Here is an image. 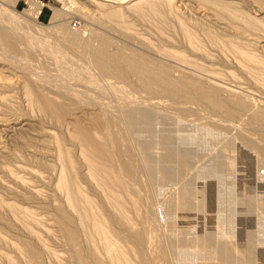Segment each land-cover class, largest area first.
Segmentation results:
<instances>
[{"label": "rangeland", "instance_id": "rangeland-1", "mask_svg": "<svg viewBox=\"0 0 264 264\" xmlns=\"http://www.w3.org/2000/svg\"><path fill=\"white\" fill-rule=\"evenodd\" d=\"M131 1L1 0L0 264H35L26 252V243L41 254L42 264H76L63 229L68 226L80 230L82 224L71 216L66 194L58 190L62 164L57 142L72 154L77 164L72 173H79L78 186L83 193L100 208L105 206L99 184L94 185L87 177L81 160L82 145L76 139L78 124L89 134L100 136L104 143L110 139L108 131L123 136L120 150L111 148L109 161L129 183L126 209L136 228L145 230V234L148 230L144 253L151 264H205L210 258H218L221 264H238L226 259L228 245L211 236L214 225L205 222L194 228L191 224L197 211L194 195L200 191L210 197L222 225L224 221L232 230L235 227L239 235L249 227L250 235L245 236H252L253 250L264 255V156L260 153L264 149V122H257L245 111L230 116L198 100L154 93L136 77L125 81L102 73L87 59L86 45L71 38L81 37L93 48L100 45L99 38H105L110 54L144 56L157 67H167L171 77L195 79L211 91L217 86V98L228 105L232 98H245L254 107L264 109V67L259 70L262 75L256 72L253 76V70L240 66L234 55L223 53L207 41L203 42L206 55L195 52L173 16L167 18H172L169 26L152 23L131 12ZM214 1L231 4L251 18L262 20L264 29V0ZM174 4L186 24L199 31L202 41L206 37L196 29L197 24L212 29L221 38L251 44L249 49L264 62V30L242 29L240 22L221 19L217 10L203 0H176ZM117 7L124 16L110 21L105 12ZM15 38L24 43L19 52ZM175 53L183 54L185 62L175 59ZM27 82L42 87L41 93L46 91L54 99L65 98L63 102L71 108L68 115L58 121L37 108L25 94ZM125 111L136 116L132 114L129 119ZM161 143L182 159H178L181 166L162 161ZM180 146L187 150H178ZM121 156L133 165L130 175L121 169ZM148 179L165 183L164 199L178 208L175 223L164 218V200L150 189ZM183 200L187 206H183ZM62 208L71 221L61 217ZM197 234L207 236L212 252L207 247L201 250L194 239ZM81 246L86 253L88 244L82 240ZM99 256L106 263L102 251Z\"/></svg>", "mask_w": 264, "mask_h": 264}, {"label": "bare ground", "instance_id": "bare-ground-1", "mask_svg": "<svg viewBox=\"0 0 264 264\" xmlns=\"http://www.w3.org/2000/svg\"><path fill=\"white\" fill-rule=\"evenodd\" d=\"M174 2L176 3V0H137V1L133 0L130 3L131 6L129 5L130 6L129 9L132 10L131 11L132 13L134 12V14H136V15L144 18V19L146 18L150 22L157 23V24L161 23V24L166 25V24H168V22H171L170 20L172 19V18L171 19L169 18L170 20L167 21L168 16H170V17L173 16L176 20H178L177 22L180 23L178 25H181L183 37L189 41V43L191 45L190 46L191 50L193 49L195 52L198 51L202 55H206L207 50L204 47L203 42L207 41L211 46H213L217 49H220L222 52L224 51L223 53L228 52V53L234 55L236 58V61H238L240 66L247 68V70L249 69L250 72L253 70V72H251V74L253 73L252 74L253 76L256 74V72L260 73L263 71L262 68L264 67V62L259 57V55H256V53L253 52L252 49H249L252 47L251 44H250V46H251L250 47L248 45V43L246 44V43H243L240 41L238 43L236 40L234 41V39H230L229 37H227L228 39L227 38H225V39L221 38L218 35V33L213 31L212 29L204 27L201 24L200 25L197 24V27L196 26H194V27H196V29L200 30L201 34L204 33L205 37H206V40L202 41L198 37L199 31L197 32V30H194L195 28L194 29L190 28L191 26H188L189 24L187 25L186 21L180 17L181 16V15H179L180 13L177 12L178 9L175 10L176 4H174ZM203 2L207 3L209 6H211V8L213 7L214 9H216L217 14L218 13L220 14L221 19L229 20V22L230 21H232V22L235 21L237 23L240 22L239 24H243L244 28L241 27L242 29H246V30L252 29L253 31L254 30L257 31L258 29H260L261 31L264 30V29H262V27H263V21L262 20L251 18L250 16H248L247 14L242 12L240 9L235 8L231 4L223 3L220 1H214V0H203ZM1 3H3V2H1V0H0V4ZM33 3L36 4L37 6L41 7L38 3L32 2V5H34ZM102 6H104V4H102ZM104 8H106V7H104ZM118 8L119 7H117L116 9L112 8L113 10L110 9L111 11L105 12V16L107 17V19H109L110 21L111 20L112 21L113 20L118 21L120 18H122L124 16V14L121 13L123 8L122 7H121L122 9H118ZM129 9H128V11H130ZM107 10H109V9H107ZM175 19H173L172 22ZM166 26H169V24ZM126 29L130 30V27H128ZM234 29H236V28H234ZM260 30H258V31H260ZM14 40L16 42V50L19 52L20 48L23 46L24 43H23V41H20L18 38H15ZM99 40H100V45L97 48H93L92 45H90L88 41L82 40L81 37L73 36L71 38V41H73V42L86 45L85 54H86L87 59L93 64V66L96 70H98L102 73L108 74L110 76H114L116 78H119V79H122L125 81H128L129 77H136L140 80L142 86L145 89H148L154 93L173 95V96H182V97H184L188 100H191V101L198 100V101H201V102L207 104L211 109L224 112L225 114L230 115V116L234 115L236 112L245 111L247 113H250L252 118H254V120H256L257 122H264V109H259V108L254 107L253 104L251 103V101H249L245 98H238L237 99L236 97H234V100L235 99H237V100L232 101L233 100V98H232L231 103H229L230 105L226 104L225 102L222 103L221 100H219L216 96V90H218V89L215 90V88L217 86H215V88L213 89L214 91H211V90L206 89L207 86L204 85L206 87L205 88L203 85L200 84L201 82L198 83L195 79L185 81V80H181L178 78L176 79L174 77H171L170 73H168L169 70H166V69H168L167 67L166 68L157 67V66L153 65V63L149 60V58L144 57V56H140V57L139 56H133V55L131 56V55H126L123 52L110 54L107 50V46H108L109 41L105 38H99ZM7 45L10 46L8 44V42H7ZM246 45H248L249 47ZM12 49L15 51L14 47ZM174 56H175V59H178L179 61L185 62L183 54L175 53ZM7 61H9V60H7ZM190 63H192V62H190ZM245 68H243V69L245 70ZM254 70H255V72H254ZM259 70H262V71H259ZM263 73H264V71H263ZM260 75H262V74L260 73ZM35 77L36 76H34V78ZM258 77H257V79H258ZM212 85H214V84H212ZM24 87H25L24 88L25 94L30 98V100L37 106V108L42 110V112L46 113V115L48 114V116L50 118L55 117L59 121L63 117L68 115L71 108L69 107V105L64 103L65 98H63V101H64L63 102V101L52 98V96L51 95L49 96L46 91H44V93H41V92H43V88L39 87L38 85H36L35 83H32V82L25 83ZM218 92H219V90H218ZM232 94H234V93H232ZM233 102H234V104H232ZM125 112L127 114V111H125ZM132 114L130 116H132ZM133 115H135V114H133ZM127 116H126L127 118L130 117L128 114H127ZM132 118H134V116ZM132 118H131V120H132ZM152 123H154V121ZM56 125H58V124H56ZM135 126H137V125H135ZM139 126L140 125H138L137 129L140 128ZM144 127H142V128L144 129ZM164 128H162V129H164ZM76 129H77L76 139L82 145L81 160L87 169L86 170L88 172L87 177L91 180V182L94 185L99 184L100 191L102 193L103 199L105 200L104 201L105 206H104V208H100L95 200L91 199L90 197L86 196L83 193L81 188L78 186L79 183H78L77 177H79L78 176L79 173H76V174L72 173L76 170V167H77L76 162L73 160L72 154L69 153V151H67V149H65L61 144H59L57 142L58 151H59L58 160L62 164L58 190H60L62 193L66 194L67 205L73 213V215L70 213L71 216L76 221H78L82 224V229L80 228V230H79V228H78V230H76L75 228L68 227V226L64 227V229H63L64 235H65L67 242H68V245L70 246V249L72 251V257H73L74 261L76 262V264H106V263L107 264H151V260H149L145 256V253H144L145 243L146 244L148 243L147 242L148 230L146 231V234H147L146 235L145 230H140V229L136 228V225L133 223L132 218L130 216V213L126 209V206L128 205V203L126 202L127 201L126 198H128L127 196L129 195L128 193L130 192L129 183L124 179L125 177H124V174L122 172H120L121 170L120 171L116 170L112 165H110V161H109V159H111L110 157L112 154V152L110 153L111 148L112 149L114 148V149L119 151L120 148L122 147L123 136H119V133H116L114 135L108 131V137L110 139H108L106 141V143H104L100 136H98L96 134H94V135L89 134V132L82 125L78 124L76 126ZM120 130H122V129H120ZM145 131H147V129L144 130V132ZM166 131H167V129H166ZM155 132L156 131H154V135H156ZM159 132L161 133V131H159ZM148 134H150V133H148ZM167 135L170 136L169 132ZM168 136H166V137H168ZM167 141H168V139L166 140V142ZM171 144H172V142H171ZM176 144H177V142H176ZM164 145H165V143H164ZM164 145H162V143L159 145V147L161 149V156L164 159L162 161H165V162L167 161L169 163H174V164L179 165L180 163L178 162V159H180V160H182V159L179 158L178 156H177L178 157L177 158L176 157L177 154L171 152V150H169L170 148L168 149ZM167 146H169V145H167ZM181 146L179 147L178 150H180V148H182ZM170 147H172V146H170ZM173 147H175V144ZM184 148H182V149H184ZM258 149H260V148H258ZM173 150H175V149H173ZM260 153H261V155L263 154V156H264V149H263V151L260 150ZM125 154H126V152H125ZM208 155H210V154H208ZM123 156H124V154H123ZM123 156H121V161H122L121 169L126 175H130L132 172L133 165L131 167V163H128L127 159H126L127 161L125 162V160H124L125 158ZM152 157H154V156H152ZM185 157L186 156H184V160L186 159ZM155 160H154V162H155ZM190 160L191 159H189L187 161H190ZM162 161H161V163H162ZM220 163H222V162H220ZM181 165L182 164H180V166ZM186 166H188V165H186ZM193 173H195V172H193ZM210 173H211V170H210ZM208 174L209 173H207V175ZM161 175H162V177L164 176L163 174H161ZM207 175L204 177H207ZM168 176H169V174H168ZM213 176H211V177H213ZM209 177L210 176H208V178ZM171 178H172V176H171ZM210 179L212 180V178H210ZM211 180H210V182H211ZM159 181H156V180L153 181L152 179L149 180V185L151 186L150 189L153 192L160 194L161 198H162L161 200H164L162 205H161L162 210H163L162 214L164 215V218L171 220L175 223L177 221V220H175V216H176L175 211L178 208L176 205L171 206L168 203V201H166L164 199L165 194L163 193L164 190H162V187L165 185V183L159 182ZM163 181H165V180H163ZM206 184L208 185V182H206ZM198 191H200V190H198ZM175 192H177V190H175ZM168 193H170V192H168ZM178 194H179V191H178ZM217 194H218V192H217ZM129 197H130V195H129ZM208 197L209 196L206 193L205 194L201 193V191H200V193L198 192L196 195H194V198H195V201L197 204V211L192 218L193 220H191L192 221L191 224L194 226V228L199 226L200 223H205V222L211 223L212 225H214L215 232H213L211 236L214 239H216L218 242H220V243L225 242L228 245V249L225 250L226 259L233 261L235 263H238V264H261L262 261L264 264V255L262 253L259 254L258 251L253 250L254 245L252 244L253 243L252 242V236H250L251 238L245 236L248 233L249 227H248L247 232L244 229V231L246 233H243L241 231L244 234V236H243L242 233H240V235H239V233H237L236 230H234V228H235L234 226H237V225H234L233 226L234 228L232 230V228H229L230 225L228 227L227 224L225 225L224 221L221 220L223 222V225H222L219 222L220 220L218 219V216H217L218 214L216 213V210L214 209L215 205L213 206V204H212L213 202L211 203V201L209 199L210 197L209 198ZM82 202H83V204H82ZM181 202H183L185 204L183 206H187V203L184 200ZM96 204H97V206H96ZM185 208H187V207H184V211L187 210V209L185 210ZM232 210H234V209H232ZM229 212H231V211H229ZM59 213H60L62 218H67L69 221L72 220V217L65 212V209H63V208L60 209ZM222 213H223V211H222ZM226 214H228V213H226ZM223 215H225V214H223ZM237 219H240V218H237ZM235 220H236V217H235ZM87 222H90L91 225L90 226L87 225ZM226 223H227V221H226ZM231 223L232 222H229V224H231ZM234 223H235V221H234ZM151 225H153V224H151ZM250 225H252V224H250ZM113 226L115 228H113ZM226 226H227V228H226ZM251 227H254V225ZM121 228H126L127 231L125 233H122L120 230ZM150 229H149V231H150ZM151 230L153 231V228ZM233 231H235V232H233ZM249 233H250V231H249ZM149 237H151V234H149ZM206 237H207L206 235L197 234V235H195L194 239H195V242L196 241L199 242L198 244H199L201 250L204 247H207L212 252V249L209 247V244L207 242ZM222 238H224L225 240H223ZM82 240H84V243L86 242V244H88V251L86 253H84L82 250V246H81ZM148 241H149V239H148ZM262 247H264L263 243H262ZM25 249H26V252L28 253L29 257L33 261H35V264H42L41 254L38 251H36L28 243L25 244ZM262 249H264V248H262ZM252 250L255 253H253ZM99 251H102L103 256L106 260V263L100 258ZM242 251H244L246 253V255L245 256L243 255V257L241 256ZM210 259L211 260L210 261L207 260L208 262H206L205 264H221L218 258H210Z\"/></svg>", "mask_w": 264, "mask_h": 264}]
</instances>
